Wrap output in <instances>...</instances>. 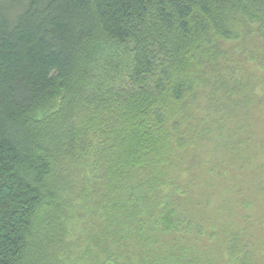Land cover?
Masks as SVG:
<instances>
[{
	"label": "trees",
	"instance_id": "1",
	"mask_svg": "<svg viewBox=\"0 0 264 264\" xmlns=\"http://www.w3.org/2000/svg\"><path fill=\"white\" fill-rule=\"evenodd\" d=\"M0 264H264V0H0Z\"/></svg>",
	"mask_w": 264,
	"mask_h": 264
},
{
	"label": "rangeland",
	"instance_id": "2",
	"mask_svg": "<svg viewBox=\"0 0 264 264\" xmlns=\"http://www.w3.org/2000/svg\"><path fill=\"white\" fill-rule=\"evenodd\" d=\"M183 173H184V172H183ZM183 175H184V174H183ZM179 176H180V178H181V177H182V174H180Z\"/></svg>",
	"mask_w": 264,
	"mask_h": 264
}]
</instances>
